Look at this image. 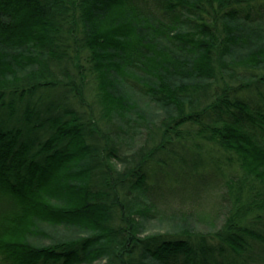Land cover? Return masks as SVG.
<instances>
[{
    "label": "trees",
    "instance_id": "16d2710c",
    "mask_svg": "<svg viewBox=\"0 0 264 264\" xmlns=\"http://www.w3.org/2000/svg\"><path fill=\"white\" fill-rule=\"evenodd\" d=\"M97 263L264 264V0H0V264Z\"/></svg>",
    "mask_w": 264,
    "mask_h": 264
},
{
    "label": "rangeland",
    "instance_id": "374dc122",
    "mask_svg": "<svg viewBox=\"0 0 264 264\" xmlns=\"http://www.w3.org/2000/svg\"><path fill=\"white\" fill-rule=\"evenodd\" d=\"M73 224H75V223H73ZM59 225H57V226H59ZM39 226L41 228H43L46 232H49V233L50 232L53 233L54 230H58L56 225H54V227H52V225L49 226V225H47L44 222H43V224H39ZM168 227H169V224H167L165 222H160V221H157V220L155 221L154 220V221L149 222L146 228L148 229L147 231H148L149 234H159V233H164L165 231H167ZM31 242H34L36 244L37 243H41V244L47 243L45 239H41V240L40 239H35V240L33 239Z\"/></svg>",
    "mask_w": 264,
    "mask_h": 264
}]
</instances>
